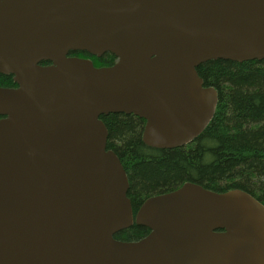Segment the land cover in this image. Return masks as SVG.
<instances>
[{
	"label": "water",
	"instance_id": "95a60500",
	"mask_svg": "<svg viewBox=\"0 0 264 264\" xmlns=\"http://www.w3.org/2000/svg\"><path fill=\"white\" fill-rule=\"evenodd\" d=\"M215 59L264 60V0H0L16 85L0 86V264H264L254 196L184 182L133 214L106 146L109 113L144 119L151 148L195 140L218 102L197 66ZM133 224L148 233L114 238Z\"/></svg>",
	"mask_w": 264,
	"mask_h": 264
},
{
	"label": "trees",
	"instance_id": "16d2710c",
	"mask_svg": "<svg viewBox=\"0 0 264 264\" xmlns=\"http://www.w3.org/2000/svg\"><path fill=\"white\" fill-rule=\"evenodd\" d=\"M70 54L89 58L96 67L115 61L108 52L100 57L84 51ZM197 72L204 86L216 89L218 102L207 127L186 145L148 147L141 140L144 119L124 113L100 116L108 129L106 146L126 171L133 214L147 197L184 182L217 192L239 188L264 205V60H209L199 64ZM0 86L16 85L11 75L0 73ZM148 231L133 224L114 238L134 241Z\"/></svg>",
	"mask_w": 264,
	"mask_h": 264
},
{
	"label": "flooded vegetation",
	"instance_id": "af4514ba",
	"mask_svg": "<svg viewBox=\"0 0 264 264\" xmlns=\"http://www.w3.org/2000/svg\"><path fill=\"white\" fill-rule=\"evenodd\" d=\"M69 55H70V56H74V55H72V54H70V53H69ZM76 56H78V55H76ZM132 207H133V206H132ZM137 209H138V207L136 208V211H137Z\"/></svg>",
	"mask_w": 264,
	"mask_h": 264
}]
</instances>
